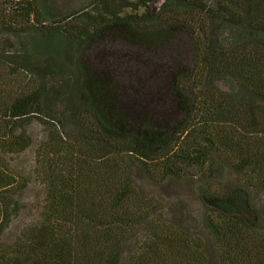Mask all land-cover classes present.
I'll return each instance as SVG.
<instances>
[{
	"label": "trees",
	"instance_id": "1",
	"mask_svg": "<svg viewBox=\"0 0 264 264\" xmlns=\"http://www.w3.org/2000/svg\"><path fill=\"white\" fill-rule=\"evenodd\" d=\"M131 3L94 0L58 19L47 0H0V264H264V0ZM181 34L191 65L170 55L162 89L150 85L163 64L142 92L84 57L121 41L155 63ZM168 99L174 112L156 113ZM34 113L47 129L36 164L46 197L6 244L29 183L10 156L31 146ZM142 182L191 184L205 236L163 219L170 198Z\"/></svg>",
	"mask_w": 264,
	"mask_h": 264
},
{
	"label": "rangeland",
	"instance_id": "2",
	"mask_svg": "<svg viewBox=\"0 0 264 264\" xmlns=\"http://www.w3.org/2000/svg\"><path fill=\"white\" fill-rule=\"evenodd\" d=\"M93 1L94 0H47V7L52 13H54L55 17L60 19L76 8L88 5L89 2ZM130 2H132L131 4H135L136 0H130ZM160 3L161 1H158L157 4H155L156 7L159 6ZM134 9L135 8L130 6L126 11L130 13L134 12ZM157 30L164 31L165 27H154L147 31L154 33ZM26 46V43L21 41V44L17 45L15 50L19 52L23 51L22 53H24L27 51ZM192 49L193 39L191 35L181 34L179 41L176 44L175 52H171L167 49L165 52L159 53L154 59L155 63H151L147 60L148 54L147 52H144V50L127 45L121 41H116L114 43L109 42L106 44L105 50L107 51V54L105 56L100 55L96 48H91L84 57L89 59V61L100 70H106L108 68L112 77L126 88H134L135 90L138 88V91L145 92L144 89L146 87L142 86L141 82L148 81L152 78L155 64H163V70L165 72L162 73L161 79L157 82L151 83L150 88L162 89L164 87V77L167 73L166 70H168V67L172 64V58L170 55H174L176 60L184 66L189 67L191 65ZM62 61L65 62L63 59ZM26 74L28 75H23L25 76L23 79L30 75V73ZM138 83H140V85H138ZM50 87V85L49 87H46V93L44 94L46 97L52 96L49 90ZM221 87L225 89L226 86L221 85ZM58 90L54 95L55 99H58ZM170 100L171 99H168L165 102V107H161L162 103L157 105L155 102H153L151 106L155 109L156 113H160L161 108L172 113L174 112L175 106L172 105ZM134 108H140L139 102L135 103ZM53 110L59 112L62 116V112L64 113L65 111L63 102L60 101L54 105ZM33 116L35 117H33L32 120H29L26 124L27 126L24 127V131L31 138V146L20 155L10 156L12 169L15 172L24 175L25 178H28L29 183L28 187H26L22 193L17 195V200L19 199L21 201L23 210L13 218L11 226L5 233L3 240L6 244H11L15 238L20 236L22 230L39 220L43 208V201L46 197V187L40 180L36 164L39 148H41L43 143L47 142V129L39 119L42 117L41 114L34 113ZM64 118L65 116L63 115L62 119L64 120ZM63 122L64 124L62 127H68L70 125L67 120H64ZM57 124L59 126V122ZM131 162L135 164L134 160H131ZM137 165L135 164V166ZM142 186L148 194H160L163 197L170 198V202L166 203L164 210L162 211L163 219L172 221L175 218L178 219L177 216H179V218L188 224V227H190L194 234L205 236L206 233L203 228L201 211L199 210L198 204L194 201V187L191 184L169 182L163 186H153L147 182H142ZM211 256L212 260L218 262L215 254L213 255L211 253Z\"/></svg>",
	"mask_w": 264,
	"mask_h": 264
}]
</instances>
